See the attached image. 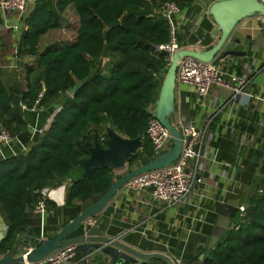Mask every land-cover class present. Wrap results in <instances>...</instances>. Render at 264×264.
<instances>
[{
	"label": "trees",
	"instance_id": "obj_1",
	"mask_svg": "<svg viewBox=\"0 0 264 264\" xmlns=\"http://www.w3.org/2000/svg\"><path fill=\"white\" fill-rule=\"evenodd\" d=\"M163 1L37 0L25 17L15 54L33 60L19 63L25 82L20 101L33 107L42 93L37 109H58L26 152L0 159V214L7 225L0 258L12 250L24 212L35 208L48 184L69 182L64 204L72 207L76 200L102 195L120 176L100 166L83 177L82 162L104 123L130 139L144 135L168 68L165 54L153 50L169 39V26L157 12ZM173 1L181 8L189 0ZM68 8L78 21L73 39L40 49L42 37L62 27ZM4 43L0 36V50ZM79 81L82 85L70 96L67 91ZM0 126L13 137L27 130L1 73ZM152 159V144L143 136L137 152L128 155L127 167ZM261 174L262 192L257 188L249 198L246 220L228 228L205 251L201 264H264V163Z\"/></svg>",
	"mask_w": 264,
	"mask_h": 264
},
{
	"label": "crops",
	"instance_id": "obj_2",
	"mask_svg": "<svg viewBox=\"0 0 264 264\" xmlns=\"http://www.w3.org/2000/svg\"><path fill=\"white\" fill-rule=\"evenodd\" d=\"M215 1L218 0H189L181 7L180 13L175 17V24L177 39L183 49L207 50L217 43L220 29L208 13L209 6ZM9 19L14 21L15 17L10 15ZM263 22L264 17L256 15L242 19L223 48L236 52L225 59L226 77L231 74H247L249 82L245 92L249 96L241 101H233L229 89L215 85L211 87L207 97H201L193 86L176 83L175 111L171 121L182 115L187 122L201 130L203 142L200 149L204 154V169L200 174L203 182L194 185L186 200L179 205L150 201L148 191L138 192L123 186L96 215L95 233L118 238L143 254L164 255L170 259H182L186 264H201L221 205H246L262 177L264 40L260 28ZM59 30L55 31L60 32ZM52 32L42 37L43 46L57 41H51ZM0 36L5 42L0 50V73L19 106L25 84L19 63L28 62L27 60L31 62L33 58H22L15 54L18 33L1 30ZM69 40L70 38L67 41ZM181 97L184 98L183 109ZM256 97L260 100H256ZM57 109L58 107L52 110L40 108L36 111L21 109L27 130L16 136L11 143L0 146V159L26 152L48 126ZM68 183L47 185L52 193L47 198L44 213H38L34 209L24 212L17 227L13 256L26 253L42 239L53 238L64 223H68L96 200L97 196L83 202L76 200L72 207L66 206L64 197ZM84 231L82 224L67 239L80 236ZM109 259L111 258L96 251L87 257L85 264H104ZM71 261V264H82L83 257L75 252ZM143 262L165 264L158 258L148 261L138 259L136 264Z\"/></svg>",
	"mask_w": 264,
	"mask_h": 264
},
{
	"label": "water",
	"instance_id": "obj_3",
	"mask_svg": "<svg viewBox=\"0 0 264 264\" xmlns=\"http://www.w3.org/2000/svg\"><path fill=\"white\" fill-rule=\"evenodd\" d=\"M208 13L220 29L217 43L207 50L182 49L175 52L171 57L155 102L154 117L171 133L172 148L147 163L132 169L127 168L102 195L97 196L93 203L87 205L77 216L66 223L53 238L42 239L36 246L31 247L26 253L19 256H13L16 249L15 245L6 256L0 258V264L32 263L53 250L68 244H73L75 246L74 252L82 255V264H85L87 257L96 251L110 257L112 263L136 264L138 259L148 261L152 258H158L162 259L165 264H172L168 256L140 253L128 247L118 238H110L95 233L96 230H91L94 225L85 224L84 222L89 217L96 216L107 205L113 195L131 178L145 171L167 167L178 158L182 148V139L179 131L172 124L171 117L175 111V72L179 59L185 56H193L203 61L211 60L215 54L222 51L231 32L242 19L253 15H264V0H218L209 6ZM232 54H236V52L232 50L223 51V56ZM82 83L83 81L77 82L67 93L73 96ZM180 103L181 109H183V97H181ZM141 142L140 137L130 139L121 136L111 127H107L104 144H101L95 138L93 145L89 147V156L82 162V176L87 177L91 171L100 166L109 167L113 171L124 168L127 166L126 159L128 155L136 153ZM57 183H60V180ZM236 210V206L226 203L221 205L218 218L209 237L208 248H211L228 230ZM81 224L85 227L84 233L67 239V236ZM6 233L7 227L0 214V240L6 236ZM199 257L202 258V255ZM179 264H186V261L181 259Z\"/></svg>",
	"mask_w": 264,
	"mask_h": 264
},
{
	"label": "built area",
	"instance_id": "obj_4",
	"mask_svg": "<svg viewBox=\"0 0 264 264\" xmlns=\"http://www.w3.org/2000/svg\"><path fill=\"white\" fill-rule=\"evenodd\" d=\"M37 0H0V31L12 30L20 34L26 28L25 17L29 15L36 5ZM181 11L180 6L173 0L163 1L157 9L158 14L163 17L169 26V39L166 42L153 45L155 52H162L166 56L169 65L172 55L182 50L183 47L178 42L176 35L175 17ZM10 15L15 17L14 21L9 19ZM260 18L264 15H256ZM261 23V22H260ZM25 27V28H24ZM262 38L264 40V22L261 26ZM71 40V39H70ZM69 40V41H70ZM57 40L56 42H60ZM223 51L218 52L209 61H203L193 56H185L179 59L175 72L176 83L193 86L197 94L207 97L212 86H223L231 91L233 101H241L249 96L245 92V87L249 82L247 74H231L228 77L224 70L225 59ZM42 93H39L36 103H38ZM259 98L256 97V100ZM260 100V99H259ZM36 103L33 107H28L20 101L22 110L36 111ZM180 133L182 148L178 158L167 167L142 172L129 181L124 186L138 192H149L150 201L163 203L165 205H179L186 200L187 195L192 191L194 185L202 183L201 171L204 169V154L201 152L202 133L192 123L187 122L182 115H178L172 123ZM152 144L154 158L161 153L172 148V135L169 130L153 116L150 118L144 135ZM142 137L140 139L142 140ZM15 137L11 136L5 127L0 126V146L9 144ZM106 134L99 137V142L103 144ZM245 140L242 144H244ZM259 193L262 189H257ZM42 198L38 200L34 210L38 213L46 211V200L51 190L44 188L40 191ZM234 215V219L229 225V229L237 227L246 220V205L240 204ZM96 217L92 216L85 220V224L95 225ZM75 246L73 244L64 245L53 250L44 257L31 264H71ZM181 259H171L172 264H179ZM29 264L28 262H25ZM104 264L112 263L111 259Z\"/></svg>",
	"mask_w": 264,
	"mask_h": 264
},
{
	"label": "rangeland",
	"instance_id": "obj_5",
	"mask_svg": "<svg viewBox=\"0 0 264 264\" xmlns=\"http://www.w3.org/2000/svg\"><path fill=\"white\" fill-rule=\"evenodd\" d=\"M62 17H63V21H62V27H61V29L64 27L65 30H61L60 29L59 30L60 32L53 31L51 33V35H50V36H52V38H51L52 40L51 41H54L55 39H57V40H60L61 39V41L58 42V43H62L64 41H67L68 38L73 39V37L75 35V30H76V27L78 25V21H77V16L74 13V11L71 8H68L64 12V14L62 15ZM65 38H67V39L65 40ZM54 42H56V41H54ZM42 44H43V40L39 43V47L40 48H43L44 47ZM27 61L30 62L29 60H27ZM171 122L174 123L173 120ZM107 127H110V125L104 123L103 127L100 129V132H99V135L100 136H104L106 134V128ZM127 168L128 167L125 166L124 168H122L120 170H116V172H117V174H122L123 172L126 171ZM92 229L95 230V228H91V230Z\"/></svg>",
	"mask_w": 264,
	"mask_h": 264
}]
</instances>
